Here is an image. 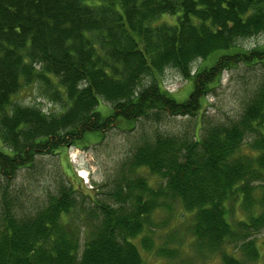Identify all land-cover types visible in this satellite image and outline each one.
Here are the masks:
<instances>
[{"label":"trees","instance_id":"1","mask_svg":"<svg viewBox=\"0 0 264 264\" xmlns=\"http://www.w3.org/2000/svg\"><path fill=\"white\" fill-rule=\"evenodd\" d=\"M260 33L264 0H0V174L7 179L37 154L102 135L110 121L195 118L223 72L239 65H257L263 75L235 121L200 140L157 135L138 146L101 202H79L69 185L34 216L3 212L0 264H148L141 250L167 264H194L182 251L188 242L221 264L264 259L247 239L264 226V46L239 45ZM167 67L190 82L182 101L161 85ZM36 82L60 103L58 112L16 101ZM235 204L246 216L232 223ZM160 210L169 222L159 231L172 242L157 246L151 226ZM78 221L87 224L82 248ZM239 242L247 259L226 251Z\"/></svg>","mask_w":264,"mask_h":264},{"label":"rangeland","instance_id":"2","mask_svg":"<svg viewBox=\"0 0 264 264\" xmlns=\"http://www.w3.org/2000/svg\"><path fill=\"white\" fill-rule=\"evenodd\" d=\"M239 45L240 48L247 49L264 46V33L240 40ZM199 63L200 60L193 62L192 69H195ZM262 76V71L257 65L251 67L239 65L223 72L218 84L206 96L200 114L195 118L163 113L158 117L140 118L132 125L122 120L110 121V126L102 135L87 136L76 146L69 144L68 147L61 148L57 154H37L29 167L21 168L10 179L0 174V226L3 212L9 210L18 219L24 216H34L47 204L50 196L69 185L74 187L76 192L73 196L79 202L84 201L88 204L92 198L101 202L103 198H107V192L116 172L121 169L123 162L130 159L138 146L153 140L157 135L174 137L179 143L183 140L187 142L200 140L206 137L211 127L235 121L242 113L248 99L258 90ZM160 78L163 88L177 100L182 101L186 98L190 82L183 78L177 70L167 67ZM15 99L21 105H35L48 114L58 112L62 107L58 101L51 98L44 86L41 88L39 82L22 88ZM107 105L108 103L102 101L98 107V111L104 116L109 114ZM3 150L0 143V151ZM81 171L86 173L84 178L80 177ZM152 180L150 179L149 183L154 186ZM87 196L89 197L86 198ZM253 212V215L257 214L255 210ZM164 213L160 210L156 220L157 225L151 226L153 232L155 231L154 245L157 246L172 242L169 240L171 237L164 234L166 229L159 231L165 219L168 220ZM245 216L246 212L242 211L239 204H235L230 212L232 223L233 220H242ZM76 224L81 238L79 245L82 248L87 224H82L80 221ZM180 227L184 228L182 225ZM175 232V238L181 235L179 231ZM247 239L254 240L257 249L263 255L264 226L258 230H250L247 233ZM188 244L189 242L182 246V251L192 255L194 259L192 263L221 264L218 254L215 253L209 257L204 254V257H201V254L194 252L195 245H189L190 249ZM239 244L240 242L236 245L233 243L227 245L226 251L235 254L239 259L246 258L239 257L237 251ZM141 252L145 263L167 264L155 254L146 253L145 255L142 250ZM244 261L247 264H264V259L255 258L250 261L244 259Z\"/></svg>","mask_w":264,"mask_h":264},{"label":"bare ground","instance_id":"3","mask_svg":"<svg viewBox=\"0 0 264 264\" xmlns=\"http://www.w3.org/2000/svg\"><path fill=\"white\" fill-rule=\"evenodd\" d=\"M85 172L84 171H81V174H80V177L84 178L85 177Z\"/></svg>","mask_w":264,"mask_h":264}]
</instances>
